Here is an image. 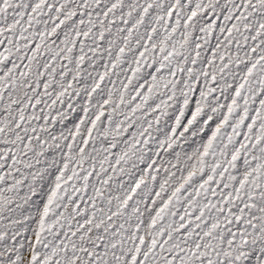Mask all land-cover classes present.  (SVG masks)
<instances>
[{
    "label": "snow or ice",
    "instance_id": "obj_1",
    "mask_svg": "<svg viewBox=\"0 0 264 264\" xmlns=\"http://www.w3.org/2000/svg\"><path fill=\"white\" fill-rule=\"evenodd\" d=\"M0 264H264V0H0Z\"/></svg>",
    "mask_w": 264,
    "mask_h": 264
}]
</instances>
